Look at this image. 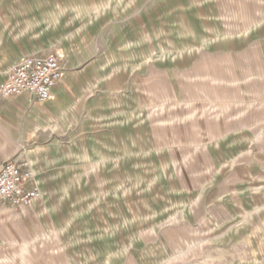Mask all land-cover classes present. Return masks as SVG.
<instances>
[{"label":"rangeland","instance_id":"rangeland-1","mask_svg":"<svg viewBox=\"0 0 264 264\" xmlns=\"http://www.w3.org/2000/svg\"><path fill=\"white\" fill-rule=\"evenodd\" d=\"M50 52L57 128L8 156L0 113L39 187L0 264H264V0H0V83Z\"/></svg>","mask_w":264,"mask_h":264},{"label":"built area","instance_id":"built-area-1","mask_svg":"<svg viewBox=\"0 0 264 264\" xmlns=\"http://www.w3.org/2000/svg\"><path fill=\"white\" fill-rule=\"evenodd\" d=\"M0 83V98L11 99L31 96L47 102L53 96V89L61 82V62L55 53L26 56L12 66ZM39 187L27 164L7 160L0 164V201L19 209L31 206L38 198Z\"/></svg>","mask_w":264,"mask_h":264},{"label":"crops","instance_id":"crops-1","mask_svg":"<svg viewBox=\"0 0 264 264\" xmlns=\"http://www.w3.org/2000/svg\"><path fill=\"white\" fill-rule=\"evenodd\" d=\"M34 55L40 57L46 56L36 54ZM65 81H67V83L73 87L70 77L68 76L67 79L64 78L63 82L58 84L53 89V96L51 100L47 102H40L28 95L20 96V98H11L5 100L1 98L5 102L0 106V113L5 115V119L11 133L16 131V135L19 137V140L18 138L15 139L12 137L13 135L11 133H8L7 137L10 140L9 143L15 146L14 149L5 151L8 156L10 153H20L24 146L28 144H35L41 141L42 132H48V129L57 128V124H54L53 122L58 116V112L66 110L68 107L66 104L69 103L72 97L70 90H68L66 83H64ZM0 146L4 147L3 150L0 148L2 151H4L6 145L0 143ZM11 159L12 157L5 159L3 156H1L0 164Z\"/></svg>","mask_w":264,"mask_h":264},{"label":"bare ground","instance_id":"bare-ground-1","mask_svg":"<svg viewBox=\"0 0 264 264\" xmlns=\"http://www.w3.org/2000/svg\"><path fill=\"white\" fill-rule=\"evenodd\" d=\"M67 77V75H64V78ZM67 79V78H66ZM36 183V182H35ZM38 184V183H37Z\"/></svg>","mask_w":264,"mask_h":264}]
</instances>
